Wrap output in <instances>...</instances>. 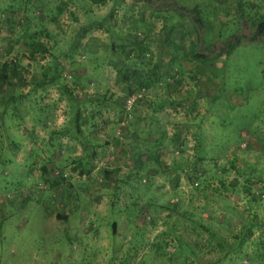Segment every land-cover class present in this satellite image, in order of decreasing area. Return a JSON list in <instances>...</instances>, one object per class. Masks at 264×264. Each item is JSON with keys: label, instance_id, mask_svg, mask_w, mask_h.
I'll list each match as a JSON object with an SVG mask.
<instances>
[{"label": "rangeland", "instance_id": "1", "mask_svg": "<svg viewBox=\"0 0 264 264\" xmlns=\"http://www.w3.org/2000/svg\"><path fill=\"white\" fill-rule=\"evenodd\" d=\"M194 3L205 43L175 9ZM261 19L264 0H0L28 92L0 124V264H264ZM137 43L160 78L129 68Z\"/></svg>", "mask_w": 264, "mask_h": 264}, {"label": "trees", "instance_id": "2", "mask_svg": "<svg viewBox=\"0 0 264 264\" xmlns=\"http://www.w3.org/2000/svg\"><path fill=\"white\" fill-rule=\"evenodd\" d=\"M93 2H104L105 0H92ZM175 9H177L180 14H186L191 19V22L193 23V27L196 32V39L201 41L202 43H205L203 41L202 36V30L205 29V26L207 25V19L203 16L202 10L198 3H194L192 6H187L184 4H178L175 5ZM255 30L254 34L252 33L251 39L255 40L256 37H259L261 34L264 33V19L258 20L256 23H254ZM25 34L27 35L24 40V45L29 49L32 56L38 51L41 52H47L48 46L46 42L44 43L39 37L38 32L39 30H28V27H25L24 29ZM245 34V33H244ZM235 38L240 41V36L236 35ZM236 40V42H238ZM233 40H226L227 46L229 50L227 53L230 52V49H232L236 42ZM201 44V43H200ZM206 47V45H205ZM212 47L215 48L217 45L215 43H212ZM212 48V49H213ZM149 50L146 46H141L140 44H132L130 50L127 53H130L131 51H134V65H130L129 68L132 72H139L138 69L140 67H149L151 69V73L156 72L157 75H155L154 78H160L162 75V72L159 71V62L153 60L151 56L146 57L145 52ZM203 51V49H199ZM204 52V51H203ZM204 55V54H202ZM177 56L174 57V59ZM138 58L139 61H135V59ZM129 64V63H128ZM140 67L138 68V66ZM23 68L20 60L18 58L13 57H5L4 59L0 60V96H1V107H0V124L4 125L5 123V115L8 114V109H13L16 107L14 104L18 101H21L24 96L28 93H22L16 90V86H18L17 81L21 79L22 85H25L27 82H25V79L22 76L21 69ZM56 69V67L54 68ZM57 71V69L55 70ZM55 75V72L53 73ZM24 80V81H22ZM43 80V79H41ZM141 82V81H140ZM45 83L44 81H37L33 85H42ZM143 85V84H142ZM14 87V88H13ZM69 96L71 97L72 93L69 91ZM11 113V112H9ZM78 111H76V117L78 116ZM76 128L79 129V125L76 124ZM202 227L205 230H208L209 228L205 224H201ZM114 227V226H113ZM211 233V232H210ZM219 245H222V242L218 240Z\"/></svg>", "mask_w": 264, "mask_h": 264}, {"label": "built area", "instance_id": "3", "mask_svg": "<svg viewBox=\"0 0 264 264\" xmlns=\"http://www.w3.org/2000/svg\"><path fill=\"white\" fill-rule=\"evenodd\" d=\"M138 94H130L125 98V105L128 109H130L133 105V103L135 102V99L137 98Z\"/></svg>", "mask_w": 264, "mask_h": 264}]
</instances>
